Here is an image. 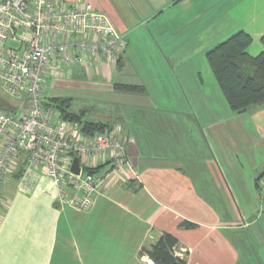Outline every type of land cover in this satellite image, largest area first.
Wrapping results in <instances>:
<instances>
[{
    "label": "crops",
    "instance_id": "crops-1",
    "mask_svg": "<svg viewBox=\"0 0 264 264\" xmlns=\"http://www.w3.org/2000/svg\"><path fill=\"white\" fill-rule=\"evenodd\" d=\"M64 2L92 4L125 41L120 64L101 58L72 76L102 78L119 94L112 78L131 66L137 79L127 83L145 86L109 109L131 169L110 171L86 210L61 206L43 175L7 178L0 264H153L142 247L162 232L176 237L186 264H264V107L233 111L205 58L237 30L251 36L248 55L264 51V0ZM140 28L153 48L145 58L132 46Z\"/></svg>",
    "mask_w": 264,
    "mask_h": 264
},
{
    "label": "built area",
    "instance_id": "built-area-1",
    "mask_svg": "<svg viewBox=\"0 0 264 264\" xmlns=\"http://www.w3.org/2000/svg\"><path fill=\"white\" fill-rule=\"evenodd\" d=\"M124 47L106 14L88 2L0 0V89L23 103L18 112L0 107V205L5 181L21 162L20 181L45 176L56 187L58 203L77 210L91 207L110 171L131 169L128 138L118 125L87 136L42 99L49 76L71 77L74 67L88 68L101 58L114 65ZM74 157L78 174L70 169ZM94 161L105 168L84 171Z\"/></svg>",
    "mask_w": 264,
    "mask_h": 264
},
{
    "label": "trees",
    "instance_id": "trees-1",
    "mask_svg": "<svg viewBox=\"0 0 264 264\" xmlns=\"http://www.w3.org/2000/svg\"><path fill=\"white\" fill-rule=\"evenodd\" d=\"M264 38V37H263ZM251 42V36L244 30H237L227 38L217 42L205 51V58L215 80L227 101L235 112H245L258 107H264V51L255 56L246 52ZM121 57L116 61L120 64ZM111 88L115 92L142 94L145 86L140 83L113 82ZM72 98L53 97L43 101L55 107L58 117L79 124L81 132L87 136L98 132L111 130L115 123L103 120L88 119L84 110L70 109ZM118 125V124H117ZM105 164L95 167H84V171L94 173L101 170ZM24 163L13 174L19 179ZM130 183V180L127 181ZM259 188V186H257ZM182 227H193L194 223L183 221ZM177 245L176 237L169 232H162L152 244L143 246L142 251L153 261V264H186L185 256H179L174 249Z\"/></svg>",
    "mask_w": 264,
    "mask_h": 264
},
{
    "label": "rangeland",
    "instance_id": "rangeland-1",
    "mask_svg": "<svg viewBox=\"0 0 264 264\" xmlns=\"http://www.w3.org/2000/svg\"><path fill=\"white\" fill-rule=\"evenodd\" d=\"M141 30L143 31V29L141 28L136 29L132 33L133 34L132 46H133V50L140 53V55L143 58L144 56H146L147 52H152L153 48L150 38L143 33L144 31L142 32ZM136 52H132V53L136 54ZM130 60L131 61L133 60L132 62H134L133 58L132 59L130 58ZM125 61H128L127 58H125ZM194 61L198 62L200 67L202 66V62L206 65L204 57L202 59V62H200V58L198 59L196 58ZM147 66H144V68L151 69L150 65L148 67ZM140 67L138 69V73L140 71ZM78 74H80V72L74 74L71 77H64V78L49 76L44 86V91L42 92V99L47 101L53 97L72 98L71 106H70L71 110L73 111L84 110L85 117L88 119L108 121L109 119L108 115L110 114L109 109L114 108L115 104L118 103L119 101H126L127 98L121 96L122 93L118 94V93H112V91H107L106 89L110 87L109 83L103 82L102 78L93 77V75L91 76L89 75L88 76L89 79L87 78L85 79L83 78V75H78ZM140 76H142L143 78L146 77L144 73L143 75L141 74ZM136 77L137 76L135 75L133 67L130 66V69L127 67L121 73H119L117 77L112 78V82H117V81L128 82V81H132V79L135 82ZM132 98L144 99L146 98V96L137 95ZM116 99L117 101L114 103V100ZM22 106H23L22 101L12 99L4 91L0 89L1 108L10 112L11 111L18 112L22 108ZM11 177L13 178V176Z\"/></svg>",
    "mask_w": 264,
    "mask_h": 264
},
{
    "label": "water",
    "instance_id": "water-1",
    "mask_svg": "<svg viewBox=\"0 0 264 264\" xmlns=\"http://www.w3.org/2000/svg\"><path fill=\"white\" fill-rule=\"evenodd\" d=\"M71 171L75 174H78L79 173V160L77 157H74L73 158V161H72V164H71V167H70Z\"/></svg>",
    "mask_w": 264,
    "mask_h": 264
}]
</instances>
